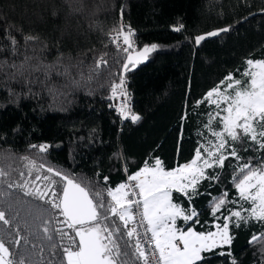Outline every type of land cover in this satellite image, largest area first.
Instances as JSON below:
<instances>
[{"label":"trees","instance_id":"1","mask_svg":"<svg viewBox=\"0 0 264 264\" xmlns=\"http://www.w3.org/2000/svg\"><path fill=\"white\" fill-rule=\"evenodd\" d=\"M122 25L134 31L131 51L114 42ZM212 32L217 35H208ZM201 35L205 39L197 44ZM25 36L38 39L26 44ZM153 44L157 47L148 63L123 78L127 56ZM25 55L31 57L26 67L52 65L50 79L45 80L43 67L29 77L35 83L13 78L16 70L10 65L19 66ZM247 59H264V0H0V170L5 173L0 176V211L10 221H0V240L10 258L16 264H55L53 252L60 249L53 244L67 243L55 233L49 241L43 231L58 226L55 220L45 224L58 216L57 210L17 184L46 175L60 192L65 181L48 172L51 167L90 195L101 192L110 201L107 189L125 183L145 165L154 167L156 159L166 171L190 162L207 135L206 113L213 114L206 101H198L230 73L241 80ZM121 79L137 121H123L110 108L112 89ZM246 83L241 80V86ZM237 151L243 159L229 158L223 168L209 171L219 173V179L201 181V194L191 201L172 193L173 202L185 209L191 204L198 213V223L180 221L178 227L186 230L192 224L207 232L217 217L223 222L227 212L213 215L211 201L223 193L226 201L237 200L234 169L248 157L255 164V157L264 156L255 145L248 152L237 145ZM36 184L44 187L47 181ZM223 207L233 206L226 202ZM230 232L231 246L207 256L209 264H232L233 259L264 264V238H259L264 224H230ZM253 235L259 239L250 244ZM120 243L128 253L121 259H135L134 250Z\"/></svg>","mask_w":264,"mask_h":264},{"label":"snow or ice","instance_id":"2","mask_svg":"<svg viewBox=\"0 0 264 264\" xmlns=\"http://www.w3.org/2000/svg\"><path fill=\"white\" fill-rule=\"evenodd\" d=\"M227 30L221 29V31ZM130 34L129 31L123 36V43L128 46H130ZM208 35L215 36L217 33L212 32ZM7 38L11 40L12 45H17V41L10 35ZM36 39L38 38L32 36L24 37L26 44ZM204 39L205 36L201 35L195 38V42L199 44ZM156 47L155 44L151 48L144 47L140 54L141 58ZM16 51L17 49L13 47L14 54ZM30 59L31 57L25 55L19 66L15 62L10 65L16 70L12 74L13 78L19 75L24 78L25 84L35 83L36 81L29 77L32 73L41 71L43 67L45 80L50 79L49 70L53 66L26 67ZM101 62L106 63V61ZM129 64L135 66L131 56L124 65V71L129 70ZM246 66L243 76L248 79L243 87L241 80L230 73L219 86L209 90L206 96L198 101V103L207 101L216 108L214 115L211 112L206 113L209 119L204 125L211 132L213 139H208L206 144L197 148L190 162L166 171L162 167V161L156 159L154 167L145 165L128 178L135 181V185L121 183L114 189H107L110 201H106L101 192L95 193L94 196L90 195L80 183L51 167L47 171L54 172L55 176L65 181L60 192L55 187V181L46 175L43 178L38 175L32 181L17 184L25 190L26 195L46 201L58 212V216L45 221L48 225L55 220L58 226L51 229L47 226L43 228L44 233L48 234L49 241L53 240L52 233L58 234L61 241L67 239L66 244H53L54 249H60L59 253L53 252V256L57 257L55 264H139L140 261L149 264L141 234L137 231L141 225L145 228L143 235L148 237L150 234V247L158 253L156 264H209V257L205 256V253L223 246H231L234 237L230 232V224L236 228H239L242 222L264 224V156L255 157V164L253 157H248L244 163L234 169L237 173L233 177L238 194L237 200L226 201L227 193H223L221 198L211 201L213 215L221 209L227 212V215L223 216V223L215 225L216 231L198 232L192 224H189L186 230L177 227V219L185 223L188 221L198 223V219H195L198 213L191 204L185 209L181 204L173 202L172 196L175 191L191 201L193 197L200 195L198 187L201 181L219 179V173H209V169L223 168L229 158L237 161L243 159L237 151V145L244 152L251 150L253 145L256 151L264 152V59H247ZM225 81H227L226 87ZM123 84L124 81L121 80L113 87V96L116 95L117 88L126 95L123 92ZM121 111L124 112L123 107ZM131 119L137 121L140 117L132 115ZM214 119H218L217 127L222 130L212 128L211 122ZM32 147H39L41 151L47 148L46 145H32ZM31 166L35 167V162H31ZM3 175L5 173L0 170V176ZM20 175L23 176L24 173L21 172ZM41 179L47 181L44 187L36 184V181ZM107 180L108 177H104V181ZM30 184L34 187L30 188ZM9 187H12V184H9ZM239 201L246 202L248 207L244 208ZM226 202L233 207L224 208ZM134 207L139 209L138 223L135 222ZM0 221L4 224L10 223L4 211H0ZM130 221H133L134 225L129 229ZM259 238H264V232ZM259 238L253 235L249 243ZM122 240L125 248L131 247L134 250L135 259H121L122 256H128L127 252L121 251ZM19 242V239L15 241L16 244ZM216 254L225 255L222 252ZM227 254L231 255V253ZM10 257L9 248L5 246L3 240H0V264H16ZM19 264H23V261ZM232 264L238 262L233 259Z\"/></svg>","mask_w":264,"mask_h":264},{"label":"built area","instance_id":"3","mask_svg":"<svg viewBox=\"0 0 264 264\" xmlns=\"http://www.w3.org/2000/svg\"><path fill=\"white\" fill-rule=\"evenodd\" d=\"M130 31V35H129V40H130V46L128 45H125L123 43V36L127 33H129ZM133 37H134V31L130 28H127L126 26L122 25L121 29L119 32H117L114 36H113V39L114 41H117L115 42L116 44H118L119 46L127 49V51H131L133 48H134V45H133ZM124 81V84H123V92L126 93V95H123L122 94V90L117 88L116 90V95L113 96V93L111 95V102H110V108L116 112H119L121 117H122V120L125 121V120H129L131 119V116L134 115L133 112H132V109H131V99L129 98V95H128V92H127V89H126V81L124 79H121ZM120 80V82H121ZM119 82V83H120ZM124 108V112L121 111V108ZM127 115V118H125V116ZM130 176L127 177L126 179V182L125 184H131V185H135V181H131L129 180ZM133 211L136 212V223L139 222L140 220V216H139V209L137 208H133ZM131 227H133L134 225V222L133 221H130L129 222ZM137 231L141 234V241H142V244L146 250V253L149 257V264H156V260H157V257H158V253H155L153 251V248L150 247L151 245V240H150V234L148 237L144 236V231H145V228L143 225L139 226L137 228Z\"/></svg>","mask_w":264,"mask_h":264},{"label":"rangeland","instance_id":"4","mask_svg":"<svg viewBox=\"0 0 264 264\" xmlns=\"http://www.w3.org/2000/svg\"><path fill=\"white\" fill-rule=\"evenodd\" d=\"M242 79L247 80L248 78H247V77H244V76L242 75ZM242 79H241V80H242ZM226 85H227V84H226ZM225 87H226V86H225ZM242 87H243V86H242ZM206 102H207V101H206ZM207 104H208V106L211 107V111L213 112V115H214V114H215V111H216L215 106L212 105V104L209 103V102H207ZM223 114H224V113H221V115H223ZM211 123H212V128H213L214 130H222V128H218V127H217L218 119H214ZM208 139H213V138H212V136H211V132L207 129V135L204 137V140L202 141L201 145L206 144V141H207ZM201 151H203V149H201ZM150 168H151V167H150ZM214 169H216V168L209 169L208 172L211 171V170H214ZM174 192H175V191H174ZM244 204H247V203L242 201V205H243V206H244ZM246 207H247V206H246ZM244 208H245V207H244ZM180 221H182V220H181V219H177V221H176V225H178V223H179ZM217 223H221V224H222L223 222H221L219 219H216V220L213 222V224H212V231H216L215 225H216ZM177 227H178V226H177ZM223 247H225V246H223ZM221 248H222V247H221ZM216 250H217V249H214L212 252L205 253L204 255H205V256L214 255L215 252H216Z\"/></svg>","mask_w":264,"mask_h":264},{"label":"water","instance_id":"5","mask_svg":"<svg viewBox=\"0 0 264 264\" xmlns=\"http://www.w3.org/2000/svg\"><path fill=\"white\" fill-rule=\"evenodd\" d=\"M149 48H151V47H149ZM153 51H154V49L152 51L148 52L146 54V56H144L143 58H141V55H140L143 52V49L140 51H137V52L130 53L127 56L125 64L128 63V57L131 56L135 66H133L132 64H129V70L128 71H124V67H123V78H126L127 73L132 72V71L136 70L138 67L148 63L150 55L152 54Z\"/></svg>","mask_w":264,"mask_h":264}]
</instances>
